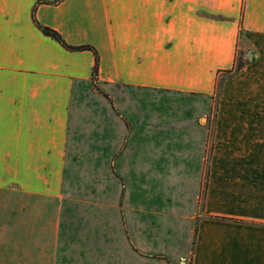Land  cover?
I'll return each instance as SVG.
<instances>
[{
  "label": "crops",
  "instance_id": "1",
  "mask_svg": "<svg viewBox=\"0 0 264 264\" xmlns=\"http://www.w3.org/2000/svg\"><path fill=\"white\" fill-rule=\"evenodd\" d=\"M43 1L35 9L36 22L68 45L92 46L98 74L92 83L90 52L65 51L35 27L31 12L37 0H0V163L6 170L14 163L11 177L19 191L50 199L57 211L63 202H80L65 177L67 162L76 166L81 154L76 147L88 129V99L104 101V91L94 85L118 98L121 90L128 96L207 98L217 76L233 67L240 41L241 49L254 52L252 69L228 81L225 92L242 83L238 92L246 104L240 112L246 117L227 123L240 130V139L239 150L224 156L231 163L225 173L237 174L240 188L216 190L215 154L203 153L205 128L191 124L200 178L208 162L209 180L201 212L188 218L197 220L188 264H264V0ZM111 110L92 112L98 123ZM127 120L123 133L113 121L97 125L102 138L96 144L111 147L95 157V170L103 176H124L130 166L127 148L120 147L137 145L143 123ZM106 125L109 141L103 137ZM119 198L118 192L114 208ZM185 259L179 255V262Z\"/></svg>",
  "mask_w": 264,
  "mask_h": 264
},
{
  "label": "rangeland",
  "instance_id": "2",
  "mask_svg": "<svg viewBox=\"0 0 264 264\" xmlns=\"http://www.w3.org/2000/svg\"><path fill=\"white\" fill-rule=\"evenodd\" d=\"M238 44L234 63H243L242 70L237 74H232L233 67L222 71L207 98L167 93L128 96L124 90L118 98L107 87L94 85L104 91V101L88 99V129L76 147L81 154L76 166L67 162L65 177L79 203L63 202L57 211L50 199L23 194L11 177L14 163H7L8 170L0 163V264H188L197 222L188 218L201 212L200 201L209 180L208 162H203L206 172L200 178L201 162L191 124L205 128L203 153L215 154L216 190L240 188L239 176L225 173L231 163L224 156L239 150L240 130L227 128V123L242 120L245 115L240 109L246 103L242 104L238 92L241 82L228 92L225 84L248 73L254 52ZM94 108L98 112L111 108L113 114L108 118V112L101 114L97 123ZM232 109L237 112L232 114ZM134 118L143 123L142 138L137 145L120 147L121 152L127 148L130 165L125 177L97 173L95 157L111 149L96 144L102 138L97 125L113 121L123 133L127 119ZM118 192L119 206L114 208ZM179 255L186 259L179 262Z\"/></svg>",
  "mask_w": 264,
  "mask_h": 264
},
{
  "label": "trees",
  "instance_id": "3",
  "mask_svg": "<svg viewBox=\"0 0 264 264\" xmlns=\"http://www.w3.org/2000/svg\"><path fill=\"white\" fill-rule=\"evenodd\" d=\"M60 1L61 0H57V1L53 2V4L58 3ZM41 4H47V2H45L43 0H37L35 6L32 9V12H31L32 22L35 25V27L41 32V34L43 36L53 40L55 43H57L65 51H68V52H90L93 55V66L91 69V82L95 83L96 78H97V74H98V66H99V56H98L97 51L90 45H79V46L68 45L56 31H54L48 27L40 26L35 20L34 12H35L36 7L38 5H41ZM243 65L244 64L241 63L240 61L235 62L234 66H233V70L231 71L232 74L239 73L242 70Z\"/></svg>",
  "mask_w": 264,
  "mask_h": 264
},
{
  "label": "water",
  "instance_id": "4",
  "mask_svg": "<svg viewBox=\"0 0 264 264\" xmlns=\"http://www.w3.org/2000/svg\"><path fill=\"white\" fill-rule=\"evenodd\" d=\"M182 264V263H181Z\"/></svg>",
  "mask_w": 264,
  "mask_h": 264
}]
</instances>
